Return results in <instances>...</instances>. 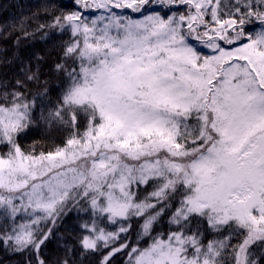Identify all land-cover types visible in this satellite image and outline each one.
Here are the masks:
<instances>
[{
	"label": "snow or ice",
	"instance_id": "snow-or-ice-1",
	"mask_svg": "<svg viewBox=\"0 0 264 264\" xmlns=\"http://www.w3.org/2000/svg\"><path fill=\"white\" fill-rule=\"evenodd\" d=\"M13 37L56 59L3 61L0 249L264 264V0H39Z\"/></svg>",
	"mask_w": 264,
	"mask_h": 264
},
{
	"label": "trees",
	"instance_id": "trees-1",
	"mask_svg": "<svg viewBox=\"0 0 264 264\" xmlns=\"http://www.w3.org/2000/svg\"><path fill=\"white\" fill-rule=\"evenodd\" d=\"M64 3L69 4L70 0H63ZM39 3V0H0V23L8 22L13 17H19L21 15H29L31 11H35V5ZM51 42L43 41L36 38L32 41H24L21 43L19 48L14 45V37L7 40L0 39V76L7 75L11 76L14 71V65H8L3 63L6 59H11L14 53H19L21 56L27 57L32 53L38 52L45 56V68L44 71L47 73L53 60L56 59V53L50 52ZM43 135V129H34L27 138L23 140L24 144H31L34 140L38 141ZM60 231L63 232L64 228L61 227ZM46 252L55 257L59 254V249L56 244L53 243L49 246ZM20 257L11 253L5 252L0 249V264H18ZM84 264H88L87 260ZM116 264H121L118 259Z\"/></svg>",
	"mask_w": 264,
	"mask_h": 264
}]
</instances>
